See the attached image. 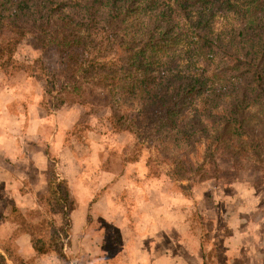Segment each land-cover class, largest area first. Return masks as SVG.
I'll use <instances>...</instances> for the list:
<instances>
[{
    "label": "trees",
    "instance_id": "trees-1",
    "mask_svg": "<svg viewBox=\"0 0 264 264\" xmlns=\"http://www.w3.org/2000/svg\"><path fill=\"white\" fill-rule=\"evenodd\" d=\"M220 19L230 22L217 29ZM22 45L32 60L21 59ZM50 49L58 70L46 62ZM0 73L24 75L19 86L34 89L19 100L44 114L65 103L90 117L106 110L97 118L109 134L141 140L151 131L171 151L207 140L236 172L248 148L258 153L249 133L264 132V0H0ZM172 159V174L187 181L190 161ZM55 178L50 164L40 199L46 237L20 214L16 221L35 253L44 238L56 264H70L62 241L74 204Z\"/></svg>",
    "mask_w": 264,
    "mask_h": 264
},
{
    "label": "crops",
    "instance_id": "crops-1",
    "mask_svg": "<svg viewBox=\"0 0 264 264\" xmlns=\"http://www.w3.org/2000/svg\"><path fill=\"white\" fill-rule=\"evenodd\" d=\"M23 77L17 75L9 79L10 82L16 79V83L10 86L0 73V243H6L0 247V254L7 264H12L5 253L6 246L10 245L16 250V258L44 264L45 256L34 252L28 230L17 224L16 215L28 219L38 229H44L46 216L40 199L46 194L50 164L57 168L68 163L65 160L66 146H63L61 138L64 131L80 121L84 109L62 107L51 117L44 114L35 103L19 100L24 90L19 86ZM123 168L126 172L132 166ZM61 170L64 172L63 168ZM74 175L76 172L69 176L55 174L65 182L73 179ZM121 177L129 178L127 175ZM142 179L140 192L136 193L132 187L117 188L122 190L119 192L122 196L117 198L113 194L111 203L122 209L123 202L137 204L141 201L143 211H136L137 207H134L131 213H127L126 208L102 217L115 220L113 226L121 234L120 242L114 248L121 255L117 264H264L261 255L264 242H256V230L250 231L244 226V215L254 209L257 200H261L249 183H217L219 186L215 184L205 198L193 199L198 210H201L204 198L212 206L222 205L226 214L227 218L222 222L228 232L208 233L194 226L188 202L176 188L171 190L163 179L154 180L153 187L151 180ZM209 211L210 208L206 212ZM31 212L32 216H28ZM74 212L75 209L70 214L71 230H75ZM101 232L96 235H101ZM250 238L254 243L248 244ZM204 239L207 244H204ZM216 245L219 247L218 260L211 255ZM247 246H252L248 255Z\"/></svg>",
    "mask_w": 264,
    "mask_h": 264
},
{
    "label": "rangeland",
    "instance_id": "rangeland-1",
    "mask_svg": "<svg viewBox=\"0 0 264 264\" xmlns=\"http://www.w3.org/2000/svg\"><path fill=\"white\" fill-rule=\"evenodd\" d=\"M229 22V19L218 20L216 24L217 29H220ZM19 54L22 55L21 59L23 61L28 62L31 59L29 49L25 45L19 48ZM46 62L50 65V70L59 69L56 64L57 57L52 49H50V55L46 57ZM15 83L16 79H13L11 82L8 81L7 85L11 86ZM29 83L31 84V82ZM14 88L16 87L14 86ZM32 89H34L33 84L25 87L23 91L24 97ZM62 107L65 109L69 108L70 105L65 103ZM83 109L84 113L80 121L71 129L64 131L61 138L63 146H66L65 160L68 163L62 166L58 165L57 168H52L54 174L59 173L61 175V173H64L69 176L72 172H76L73 179L66 181L75 209V214L73 213L75 230H71L72 228H70L69 244L67 246L65 245L66 238H62V251L70 264H117L118 256L121 257V255L114 248L120 242L121 234L113 226L115 220L110 218L105 220V217H102L111 211H123L126 208L128 210L127 213H131L134 207H137L136 211H143L141 201H138L137 204L123 202L122 209H118L119 207L111 203L113 194L117 198H121L119 196H122V194H119V192L126 189V187L128 189L132 187L136 193L140 192L144 180L142 177L151 180V186L154 180L163 179L168 183V187L171 190L176 188L184 200L188 202L187 207H189L190 217L195 222L194 226L208 233H216V231L228 232V228H225L222 222L224 218H227L223 212L222 205L213 204L212 206L203 200L210 193L211 188L217 183L226 184L231 181L249 183L255 189L256 194L260 195L259 198L261 200H257L255 205H253L254 209L244 215L246 220L244 226L250 231L256 230L258 233L256 242L257 240L260 244L264 242V132H258L257 129H254L252 134L249 133L248 137L249 139L252 138V142L246 140L247 145L254 147L258 145L256 147L258 148V153L256 155L252 154L251 147L248 148L249 154H246L247 158L240 162V170L233 172L230 169V162L232 160L221 158L216 153L211 154L212 149L207 140H202L192 147L182 145L179 150L171 151L170 149L174 146L171 145L163 149L158 140L152 136L151 131L145 132L144 136H142L148 142H146V139L141 138L140 140L134 136L115 137L107 132V127H105L102 119L98 120L97 118L106 115V110L90 117L88 107H84ZM53 112L51 113L50 111V117ZM256 132L259 134L254 135ZM243 139L245 138L243 137ZM147 145H151L152 147L148 149ZM177 155L181 159H188L193 166V172L188 176L187 181L179 182L175 175L172 174V157H177ZM52 159L53 161L55 160L54 157ZM204 160L208 162L206 164L207 168H202ZM253 162H255L254 165L258 170L251 168ZM122 165L124 167L130 165L132 168L124 172ZM62 168L64 172H62ZM123 175H127L129 178L121 177ZM55 177L56 180L59 179L58 176ZM178 185L180 187L183 186L182 189H179ZM217 185L219 186V184ZM117 188L122 190H117ZM195 197H204L201 200L202 211L196 208V203L193 200ZM256 203L259 206H256ZM208 208H210V211L207 213ZM98 231H102L101 235H96ZM40 232L46 237L45 235L49 233V229L45 228ZM36 239H39V235L35 236V241ZM43 239L37 241L40 243L38 247L44 250V253H37V255L45 256L46 260L44 264H56L53 257L54 253L50 250V244H43ZM204 242V244H207L206 239H204ZM252 243H254L252 238L248 239V244ZM2 245L0 243V247ZM205 246L204 248L206 249ZM6 247H8L7 252L9 258L12 260V264H38L39 262L34 263L33 260L24 261L16 258L17 253L14 246L8 245ZM247 247L246 253L248 255L252 246ZM218 248L216 245L215 251L211 253L212 257L217 260ZM261 255L264 260V253H261Z\"/></svg>",
    "mask_w": 264,
    "mask_h": 264
}]
</instances>
